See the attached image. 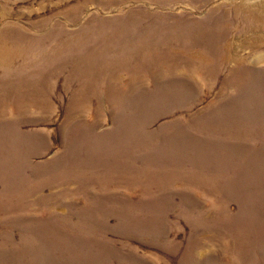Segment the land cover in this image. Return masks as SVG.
Returning a JSON list of instances; mask_svg holds the SVG:
<instances>
[{
    "label": "rangeland",
    "instance_id": "rangeland-1",
    "mask_svg": "<svg viewBox=\"0 0 264 264\" xmlns=\"http://www.w3.org/2000/svg\"><path fill=\"white\" fill-rule=\"evenodd\" d=\"M225 1L0 0V264H264V21Z\"/></svg>",
    "mask_w": 264,
    "mask_h": 264
},
{
    "label": "bare ground",
    "instance_id": "bare-ground-1",
    "mask_svg": "<svg viewBox=\"0 0 264 264\" xmlns=\"http://www.w3.org/2000/svg\"><path fill=\"white\" fill-rule=\"evenodd\" d=\"M250 1L251 0H226L225 2L221 3V5L213 6V8L210 11V15L215 14L218 11V8L221 9V11H223L221 13V17L219 16L218 18L214 19L217 22H219L220 20L221 22H226V24L222 25V34L230 32V30L234 26V24L232 23L234 22L235 18H239V17L240 18L245 17L251 20V22H248L241 27H247L252 24H255L257 27L261 25L262 21H264V0H257L256 4L252 6L250 5L252 3L249 4ZM190 28L196 29L194 25H190ZM196 32H200V31H196ZM17 57L19 58L20 56L16 48H10L7 42L5 43L0 40V67L10 65L11 63L13 64L15 60L18 59ZM29 87L30 85L27 80H23V81L19 80L11 88H9L8 92L14 95V99L17 98L16 105L18 109L21 108L22 106L21 103L24 101L26 102V100L28 99L29 93L27 89H29Z\"/></svg>",
    "mask_w": 264,
    "mask_h": 264
}]
</instances>
